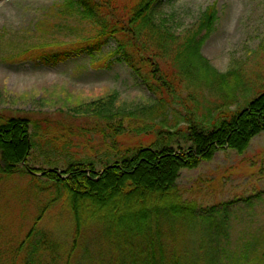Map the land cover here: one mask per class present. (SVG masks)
<instances>
[{"label":"trees","instance_id":"obj_1","mask_svg":"<svg viewBox=\"0 0 264 264\" xmlns=\"http://www.w3.org/2000/svg\"><path fill=\"white\" fill-rule=\"evenodd\" d=\"M160 1L131 0L117 6L116 0H61L66 10L94 27L77 51L93 56L112 40L110 56L123 62L155 101L149 118H133L115 106L114 96L80 104L58 123L0 113V180L27 176L30 187L25 191L46 202L38 206L31 228L21 236L15 260L19 256L23 264H242L237 260L242 254L234 252L235 261L227 262L222 248L227 203L198 209L184 199L176 182L182 169H194L224 149L243 153L264 133V89L241 110L223 111L227 103L221 102L212 113L201 111L198 118L186 119L175 132L164 127L166 111L181 98L185 82L215 84L225 93L223 101L232 97L237 85L245 90L248 82L234 70L216 72L201 56L217 22L215 3L191 26L177 28L172 23L176 12L162 17L155 10ZM67 54L71 52L64 58ZM165 64L171 74L164 73ZM158 113L163 118L159 122ZM75 115L81 123L70 121ZM175 139L185 148L174 150ZM38 148L68 157V163L59 170L29 166ZM95 163L101 165L100 172ZM61 213L72 219L62 244L40 226L45 216Z\"/></svg>","mask_w":264,"mask_h":264},{"label":"rangeland","instance_id":"obj_2","mask_svg":"<svg viewBox=\"0 0 264 264\" xmlns=\"http://www.w3.org/2000/svg\"><path fill=\"white\" fill-rule=\"evenodd\" d=\"M127 1L131 0H116V4ZM212 3L217 7V22L200 49L201 56L216 72L234 70L248 83L245 90L237 85L232 97L223 101L225 93L215 84L185 82L181 98L165 114L163 124L171 132L184 127L186 119L198 118L201 111L212 113L217 103H227L223 111L241 110L264 89L263 0H161L155 10L162 17L176 12L172 23L181 28L191 26ZM93 34L91 23L71 14L61 0H0V113L58 123L70 118L80 104L114 96L115 106L133 118L151 117L154 97L123 62L110 56L115 47L112 40L93 56L77 51L79 43ZM66 52L71 54L64 58ZM162 68L171 74L168 64ZM159 115L157 122L163 119ZM79 118L75 115L70 121L81 123ZM171 145L176 151L185 148L178 139ZM33 154L28 164L35 168L59 170L69 160L42 148ZM95 169L100 172L102 167L95 163ZM29 180L27 176L0 180V264H11L21 236L38 215V206L46 203L43 197L25 191ZM176 184L184 199L198 209L227 203L223 218L227 236L222 242L227 262L235 261L233 253L239 252L242 258L237 260L242 264H264V133L255 136L243 153L224 149L194 169H182ZM40 226L62 244L72 219L65 213L45 216ZM64 255L62 249L60 263ZM24 262L18 256L14 264Z\"/></svg>","mask_w":264,"mask_h":264}]
</instances>
